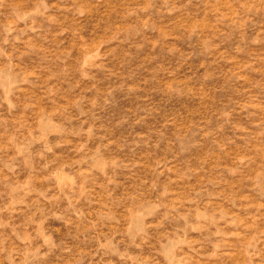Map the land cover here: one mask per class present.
<instances>
[{"label": "rangeland", "instance_id": "374dc122", "mask_svg": "<svg viewBox=\"0 0 264 264\" xmlns=\"http://www.w3.org/2000/svg\"><path fill=\"white\" fill-rule=\"evenodd\" d=\"M0 264H264V0H0Z\"/></svg>", "mask_w": 264, "mask_h": 264}]
</instances>
